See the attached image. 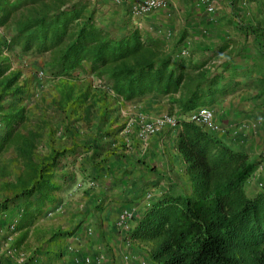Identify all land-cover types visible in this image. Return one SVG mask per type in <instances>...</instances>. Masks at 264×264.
<instances>
[{
	"label": "trees",
	"instance_id": "trees-1",
	"mask_svg": "<svg viewBox=\"0 0 264 264\" xmlns=\"http://www.w3.org/2000/svg\"><path fill=\"white\" fill-rule=\"evenodd\" d=\"M100 6L0 0V213L15 208L12 231L29 228L76 171L92 180L104 175L102 164L124 148L118 135L129 119L120 109L149 100L161 108L157 116L178 120L166 130L175 131L186 181L153 194L128 237L148 246L152 264H264V190L249 189L261 160L238 140V148L227 145L228 131L186 119L236 89L206 62L175 58L137 27L98 20ZM12 56L48 57L49 99L36 95L35 76L12 68Z\"/></svg>",
	"mask_w": 264,
	"mask_h": 264
},
{
	"label": "crops",
	"instance_id": "crops-1",
	"mask_svg": "<svg viewBox=\"0 0 264 264\" xmlns=\"http://www.w3.org/2000/svg\"><path fill=\"white\" fill-rule=\"evenodd\" d=\"M135 1L100 0L99 9L115 6V24L134 25L162 40L175 58L206 62L211 72L227 77L223 83L236 89L218 97L210 108L215 121L228 131L224 142L232 148L240 142V148L261 160L260 170L249 181L254 194V188L264 184V94L255 99L264 89V0H166L165 9L141 18L131 16ZM120 113L123 119H153L162 110L147 100L127 105ZM118 141L124 148L102 164L107 169L104 175L92 180L76 173L58 193L57 202L31 227L13 232L9 226H16L20 214L15 208L0 213V264H126L123 255L128 253L136 264L145 260L152 264L148 246L128 235L152 198L148 195L186 181L184 162L172 130L144 139L135 124L119 134ZM129 208L134 209V219L130 229L121 232L118 217ZM58 232L71 235L54 236Z\"/></svg>",
	"mask_w": 264,
	"mask_h": 264
},
{
	"label": "built area",
	"instance_id": "built-area-1",
	"mask_svg": "<svg viewBox=\"0 0 264 264\" xmlns=\"http://www.w3.org/2000/svg\"><path fill=\"white\" fill-rule=\"evenodd\" d=\"M115 3L119 4L120 0H115ZM167 5L166 0H136L130 9V13L134 18H141L153 13L154 11L165 9ZM207 11L212 13L213 8L208 6ZM186 119L189 122L202 126L205 130L212 133L215 132L224 134L225 132V129L215 121L213 110L208 107H200L194 110L186 117ZM135 124L138 126V136L146 139L162 132L163 130L176 129L178 126V120L174 116L167 114H163L149 120L143 116H139L137 119L131 118V120L127 122L125 130H128ZM258 187H262V184H258ZM150 197L152 196L148 195V198ZM133 217L134 209H124L118 217V229L122 230L123 228H127ZM14 227L15 223H12L10 224L9 229L13 230ZM123 261L126 264H136L134 256L129 253L123 255ZM137 264H146V262L141 261Z\"/></svg>",
	"mask_w": 264,
	"mask_h": 264
},
{
	"label": "rangeland",
	"instance_id": "rangeland-1",
	"mask_svg": "<svg viewBox=\"0 0 264 264\" xmlns=\"http://www.w3.org/2000/svg\"><path fill=\"white\" fill-rule=\"evenodd\" d=\"M100 8V7H99ZM115 6L112 7V5L110 6V8H108L106 11L104 9H98L97 12V18L99 19V17H101V19L103 20V16H108L107 18L105 17V20H113L112 18H114V13L112 14V12H115L114 9ZM102 12V13H101ZM110 12V14H108ZM108 14V15H107ZM113 22V21H111ZM130 22H136L135 20H130ZM134 24V23H131ZM134 26V25H133ZM48 60V57H38V56H31V57H26V58H19L17 56H12L11 59V63H12V68L13 69H19L23 72V74L25 76H35L36 79L39 80L41 87L37 90V94L39 97L41 95H45L48 99H49V95L52 93L51 88L49 87L48 82L50 81L49 79V75L44 71L43 69V64L44 62H46ZM99 81H95L93 82L94 85H100ZM36 101V99H32V104L33 102ZM51 113V112H50ZM145 118H147V120L149 119L148 116H146ZM79 166H76L75 168H78ZM79 171H76V173H78ZM262 187H257L254 188L255 191H263L264 190V184H262Z\"/></svg>",
	"mask_w": 264,
	"mask_h": 264
}]
</instances>
